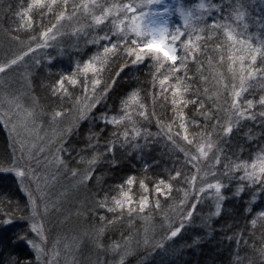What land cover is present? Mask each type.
Returning a JSON list of instances; mask_svg holds the SVG:
<instances>
[{"label":"snow or ice","instance_id":"snow-or-ice-1","mask_svg":"<svg viewBox=\"0 0 264 264\" xmlns=\"http://www.w3.org/2000/svg\"><path fill=\"white\" fill-rule=\"evenodd\" d=\"M255 4L256 0H251V3L249 0H220L219 3H215L213 0H199V2L186 7L185 0H127V2L119 0V2L105 6L97 3L96 0H91L90 3H72L69 6V0H30L26 8L16 13L19 17V26L13 34L17 39H19L17 33L21 30L28 35L27 51L22 50L20 54L0 63V74L6 75L18 68L25 57L30 53H35L37 49L50 47V42L56 41L60 34L62 22L76 18L81 12L90 16L91 22H86L83 27L77 28L72 35L78 37L83 35L87 43L102 46V51H98L90 59L84 61L82 66L78 64L71 75L61 76L52 87L51 92L52 96L58 100H73V105L68 107V112L75 107L78 113V122L91 117L93 120L98 119L105 128L108 125L113 126L115 130L107 137L105 144L106 153H111L114 151L116 141L121 140V137L123 138L121 143L128 145L131 141L138 140L147 131L143 125L137 127L139 121L134 117H139L140 120L150 123L152 117L155 116V111L149 113L146 102L141 100L140 93L133 90L120 101L118 112L109 115L106 109L100 117H95L93 110H99L98 106L109 95L115 84V80L111 76L108 79L112 80V83H107L103 73L108 71L111 64L117 59L122 61L118 65L117 77L129 65L140 66L148 61L152 62L149 65V75L152 77L153 97L156 96V88L159 87V95L167 105L168 94L171 93L172 116L169 118L166 132L168 141L178 153L183 154L186 165L193 164L195 166L194 162L201 161L209 163L208 170L204 172L203 177H200L204 186L199 187L198 190H196L198 176L193 175L189 179L179 169L175 170L174 175H170L169 181L161 179L154 186L156 196H164L166 199L170 198L174 190L172 181H180L184 191V199L180 200L178 208L181 217L179 226L169 224L163 242L155 245L164 248L166 241L176 238L182 232L185 227L184 222L191 220L200 200L203 199L202 194L207 193L210 199L216 201L213 215L221 214V202L226 199L222 193L225 185L221 179H217L221 165H223V176L229 177V179H235L236 173H243L238 177L240 186L237 188V196L244 192L245 187L264 193V148H261L255 158L251 159V163L247 160L241 162L229 160V162L223 163L224 149L220 147L222 142L231 140L233 133L239 130L243 122L256 121L258 118L264 122V95H261L258 100L244 98V94L251 87L250 81L264 80V32L256 35H244L249 28L248 23L245 22L250 16L249 7H254ZM260 4L261 11L264 12V0H260ZM34 11L39 13L41 21L45 15L55 17V22H50V26L41 31L38 37L31 35L35 31L32 15ZM213 13L216 14V18L212 19L211 25L205 24L204 27H199L207 18L212 17ZM174 15L179 17L183 25L172 30L170 25ZM107 22L111 23L109 31L87 39L89 32H98L100 26ZM257 23L264 30V18H259ZM241 25L242 31H238ZM186 35L188 39L185 40L183 37ZM212 43L215 44L214 51L220 54V62H223L225 58L229 62L228 70L232 74L230 84L223 80L218 81V84H222L224 88V102L227 105L225 111L230 113L227 123L221 122L216 116L215 109L207 107L199 95V88L193 91L194 77L188 74L189 61L195 62L199 54L204 52L205 45ZM33 44L35 47L32 46ZM237 45L240 47L236 48ZM230 49H235V52L229 51ZM226 52L228 53L227 57H225ZM36 63L39 64V60ZM81 76H83L82 80ZM202 79L206 80L204 77ZM66 83L73 88L81 87L84 100L70 96ZM204 91L208 90L204 89ZM217 95L219 96L220 93L217 92ZM84 101L87 103L84 104ZM3 104H7V107H3ZM81 104L83 107H80ZM190 105L196 109L201 120H196L195 116L191 118V121L189 120L186 109ZM257 106L261 109L258 113L254 111ZM67 114L61 107L51 110L48 118L52 122H57ZM41 115L42 112L37 110L36 105L26 106L22 103V97L18 95L10 94L3 103H0V124L6 129L10 128V134L19 135V129L27 134L26 139L20 142L19 157L15 155V149L10 157H0V172L13 174L22 185L25 180L34 179L37 191L41 192L43 191L41 181L44 183V188H47L49 180L57 179L56 174L47 173V169L53 166L56 173L65 169V176L70 175L72 179L79 178L81 184L91 180V168L82 173L79 168L73 169L71 161L65 159V155L71 156V151L66 148L67 141L65 140V135L72 134L71 126L62 132L55 141L60 145L57 148V154H52L49 151L48 155H45V140L48 138L39 135L43 129L37 125V120ZM156 120L157 128H164L163 117H156ZM213 120L215 123H210ZM177 121H179L178 126ZM210 127L215 131L209 132ZM105 128L91 134L89 147L93 151L100 147L99 140L103 137ZM173 128H176L175 135L172 134ZM190 129L203 130L197 133L196 131L190 132ZM150 137L151 133H148L144 138L147 140ZM178 137L184 143H180ZM27 138H34L39 143L29 144ZM91 139H95L97 142L92 144ZM249 139H252L251 135H249ZM48 142L52 143L51 140ZM193 150L195 154H193ZM40 156H43V160L40 159ZM98 159L99 156H94L88 163L91 165ZM33 161L35 167H33ZM42 167L45 170V175L40 174ZM200 171L201 169L197 168V174ZM208 177H211L215 182H207ZM135 183V177H128L123 184L117 186L118 195L111 196L109 199L110 193H105L104 197L98 201L97 206L121 219L125 212L128 213L129 218L136 213L146 214V210L150 207L149 196L142 194L138 201L134 200L132 186ZM189 183L193 186L195 198V202H191L190 207L187 206L189 203L188 190L183 187ZM29 188L21 189L26 192L28 197V202L23 209L19 205L13 209L11 201H9L8 207L0 212V233L7 232L15 223L16 212H20V219L28 222V229L22 234L13 233V236L8 237L7 241L0 237V243H10L13 250L18 245H24L29 253L23 258H9L7 264H34L31 254H35V264H39L41 256L46 250L47 229L38 221L43 220L45 215L51 213L47 203L44 204L43 212H41L40 204L46 197L44 195L38 198L34 197V193ZM140 188L143 193L149 192L144 181H140ZM2 203L0 201V204ZM250 203H254V199ZM155 206L156 208L160 207L159 199ZM55 207L53 202L52 210H55ZM247 211L249 214L251 213V209H247ZM100 220L103 222L106 217L101 216ZM258 222L264 227V210L250 221L253 229L256 228ZM108 223L114 224L115 221L110 220ZM100 231H104L103 227ZM236 243L237 245L241 243L247 245L248 241L244 240L243 232L236 238ZM112 250L119 256L116 264H125L128 252L118 242ZM257 251L258 255L264 258V247ZM121 252L124 254L121 255ZM237 264H240L239 258Z\"/></svg>","mask_w":264,"mask_h":264},{"label":"trees","instance_id":"trees-1","mask_svg":"<svg viewBox=\"0 0 264 264\" xmlns=\"http://www.w3.org/2000/svg\"><path fill=\"white\" fill-rule=\"evenodd\" d=\"M29 2L30 0H0V51L2 49H4L2 52L27 51L28 35L21 30L17 33L19 36V39H17L14 38L13 34L19 26V17L16 13L26 8ZM81 2L90 3L91 0H69V6L72 3L79 4ZM96 2L108 6L119 2V0H96ZM124 2H127V0H124ZM196 2H199V0H185V6L189 7ZM213 2L219 3L220 0H213ZM249 3H251V0H249ZM249 12L250 16L245 21L248 23L249 28L244 35H256L264 32L257 23L259 18H264L260 0H256L254 7H249ZM32 15L35 31L31 35L37 37L41 31L50 26V22H55L54 16L45 15L43 21H41L37 11H34ZM214 18H216L215 13L202 22L199 27H204L205 24L211 25ZM86 22H91V17L86 16L83 12L72 20L62 22L57 40L50 42V47L43 48L45 52L40 54L39 64L33 67L29 88L33 102L37 106V110L42 112V115L48 116L51 110L63 107L68 113L66 116L75 117L72 134L65 136L66 148L71 151V156L65 155V159L71 161L73 169L79 168L81 172L88 171L91 168L92 178L87 181L84 190L89 222L97 229L103 227V242L116 244L130 238L137 229L147 227L152 221L157 220L160 223V221L167 218L171 211L179 205L180 200L184 199L181 182L172 181L174 190L170 198L167 199L164 196L157 197L154 186L161 179L166 182L169 181L170 175H174L177 169L181 170L190 179L194 175V166L193 164L186 165L183 154L178 153L168 141L166 132L169 118L172 116L171 93L168 94L167 105L159 95V87L156 88L157 94L153 97L152 77L149 75L151 61L140 66L129 65L117 77L118 65L122 63L121 60L117 59L111 64L109 70L103 73L107 83H112V80L108 79L111 76L115 80V84L109 95L98 106L99 110H93L95 117H100L106 109L109 115L118 112L120 101L133 90L140 93L141 100L146 102L149 113L155 111V116L152 117L150 123L146 120H140L139 117H134L139 121L137 127L143 125L147 131L138 140L131 141L128 145L121 143L123 139L121 137V140L116 141L114 151L111 153H106L105 144L107 137L115 130L113 126L108 125L105 128L98 119L93 120L91 117L78 122L76 108L73 107L68 112V107L73 105V100H58L52 96L51 89L61 76L71 75L78 64L82 66L84 61L90 59L98 51H102V46L87 43L83 35L79 37L72 35L77 28L83 27ZM110 29L111 23L107 22L105 25L100 26L98 32H89L87 39H91L96 35H103ZM238 31H242V25L238 28ZM183 39H188V36L186 35ZM32 46L35 47V44ZM214 47V43L205 45V50L199 54L198 59L195 62L189 61L188 74L194 77L193 91L199 88V95L207 107L215 109L216 116L221 122L227 123L230 113L225 111L227 105L224 102V88L222 84H218V81L223 80L230 84L232 74L228 70L229 62L226 58L223 62H220V54L214 51ZM239 47V45L236 46V48ZM229 51L235 52V49ZM227 54L226 52L225 57H227ZM50 60L51 62H49ZM80 79L82 80L83 76ZM249 83L251 87L244 94V98L258 100L261 95H264V80L257 79ZM66 87L69 89L70 96L84 100L81 87L73 88L67 83ZM204 89L208 91L205 92ZM217 92L220 93L219 96ZM89 95H91V92H89ZM97 95H100V93H97ZM86 103L87 101H84V104ZM80 107H83V104ZM260 110L258 106L254 109L257 113ZM186 112L190 121L193 116L196 120L202 119L191 105L186 109ZM156 117H163L164 128H157ZM210 123H215V121L213 120ZM178 124L179 121H177V126ZM102 128H105V131L103 137L99 140L100 147L93 151L89 147L90 136L92 133L99 132ZM129 128H131L130 125ZM202 130L190 129V132L196 131L199 133ZM214 131V128H209V132ZM175 132L176 128H173L172 134L175 135ZM148 133H151V137L146 140L144 137ZM249 135L252 139H249ZM177 139L180 140V143H184L179 137ZM96 142L95 139H91L92 144ZM188 147L191 148L192 146ZM220 147L224 149L223 163H227L229 160L233 162L247 160L251 163V159L255 158L261 148H264V122L259 118L256 121L243 122L239 130L233 133L231 140L222 142ZM11 155L7 135L0 124V157H10ZM94 156H99V159L90 165L88 162ZM242 174V172L236 173L235 179H229V177L223 176V165H221L217 179L223 181L225 187L222 189V193L226 197L221 202V214L219 216L213 215L215 210L212 213V210H208V206L205 204L197 206L192 219L185 225L182 232L167 243L164 248V251H167L166 257L160 254L154 255L151 260H143L144 257L138 254L136 259L139 260L130 259L126 264H237L238 258L240 264H264V258L260 257L257 251L259 248L264 247V227L258 222L256 228L253 229L250 224V221L256 218L260 211L264 210V193L245 187L244 192L237 196V188L240 186L238 177ZM128 177L136 178V183L132 186L134 200L138 201L142 194H147L150 207L146 210V214L136 213L129 218L128 213L125 212L121 219L97 205L105 193H110L109 199H111V196L118 195L117 186L123 184ZM140 181L146 183L149 189L148 193H143L140 188ZM189 186L190 183L183 185L188 192ZM157 199L160 202L159 208L155 206ZM253 199L254 203H250ZM0 201L3 202L0 204V212L8 207L9 201H11L13 209L17 205L23 209L28 202L15 177L10 173L0 172ZM247 209H251L250 214ZM20 215V212H16L15 223L7 232L0 233V237L5 241L8 237L13 236V233L19 235L28 229V222L20 219ZM101 216H105L106 220L102 222L100 220ZM110 220L115 221V223L109 224L108 221ZM241 232H243L244 240L248 241L247 245L244 243L237 245L236 243V238L239 237ZM229 237H232V239H229ZM27 255L29 253L24 245H18L13 250L10 243H0V264H7L9 258H23ZM31 259L33 260L32 254Z\"/></svg>","mask_w":264,"mask_h":264},{"label":"rangeland","instance_id":"rangeland-1","mask_svg":"<svg viewBox=\"0 0 264 264\" xmlns=\"http://www.w3.org/2000/svg\"><path fill=\"white\" fill-rule=\"evenodd\" d=\"M183 22L178 16L172 17L171 29L174 30L177 26L182 27ZM190 31V30H189ZM0 51V63H3L6 59L12 58L21 52H2ZM45 52V49H37L35 53H30L20 66L14 69L12 72L0 74V103H3L8 95H18L22 97V103L26 106L35 105L30 95V75L33 67L37 65L36 61L40 58V54ZM3 107H7V104H3ZM74 116H65L62 120L52 122L49 120L47 115H41L40 119L37 120L38 127H42V131L39 132L41 137H47L45 140L46 152L48 155L49 151L52 154H57V148L60 147L55 141L59 138L60 134L64 132L69 126H73ZM2 125V124H1ZM13 154L15 149V155L20 156V142L26 139L27 134L19 129V135L15 133L10 134V128L6 129L2 125ZM66 136V135H65ZM39 143L34 138H27V143ZM193 154L194 150H193ZM43 160V156H40ZM214 162V161H213ZM194 175H197L196 190L199 187L204 186L200 177L204 176V172L208 170L209 163L205 161L194 162ZM33 167L35 163L33 161ZM197 168L201 169L197 174ZM65 169H61L60 173H56L55 167L47 169L48 174H56L57 179L55 181L49 180L47 188H44V183L41 181V191H37V185L33 180H25L22 185L15 177L20 190L22 188H30L29 190L34 193V197H40L44 195L46 198L40 204L41 212H43L44 204L47 203L50 215H45L43 220L38 221L43 224L47 229L48 242L46 245L45 253L41 256L39 264H116L119 256L112 250L115 244H106L102 240V231L95 228L90 224L89 217L86 208L85 201V184L79 183V178L72 179L70 175L65 176ZM83 173V172H82ZM41 175H45V170L41 168ZM207 182H215L211 177L207 178ZM23 195L28 200L25 191H22ZM214 195V193H213ZM203 199L200 200L198 206L204 204L208 206V210L211 209L212 213L215 210L216 201L210 199L208 194H202ZM189 203L188 207L191 206V202H195L194 189L190 183L189 192L187 197ZM85 201V202H84ZM55 203V210H52V204ZM203 204V205H201ZM179 205L171 211L169 216L163 221L157 222L152 221L147 227L140 230H136L134 234L120 242L122 248L128 252L125 257V264L128 260L136 259L139 254L144 257L143 260H151L154 255H160L166 257L167 251L164 248L156 247L160 242H163L164 236L167 234V228L169 224L179 226L181 222L180 211L178 210ZM207 209V208H206ZM192 219V218H191ZM189 222L185 221V225ZM58 242V243H57ZM170 240L166 241L169 243ZM164 251V252H163ZM121 255L124 252L120 253ZM33 260L35 264V254Z\"/></svg>","mask_w":264,"mask_h":264}]
</instances>
